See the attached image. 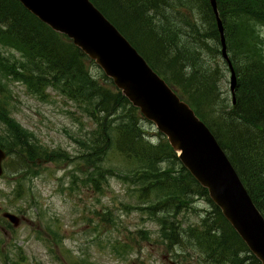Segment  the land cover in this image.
Listing matches in <instances>:
<instances>
[{
	"label": "trees",
	"instance_id": "16d2710c",
	"mask_svg": "<svg viewBox=\"0 0 264 264\" xmlns=\"http://www.w3.org/2000/svg\"><path fill=\"white\" fill-rule=\"evenodd\" d=\"M89 1L207 126L264 218V0H216L236 75L234 104L208 0ZM92 64L67 36L17 0H0V149L21 163L66 160L65 152L39 147L9 110L10 84L22 85L43 101L47 91L57 93L96 126L90 142L83 143L88 153L81 158L91 169L86 181L93 191L100 193L108 185L97 164L115 150L131 169L114 174L135 186L137 208L155 219L163 240L192 249L204 264H260L182 167L165 136L157 132L156 143L148 140L141 127L147 121L102 71L99 79L92 77ZM120 109L124 114L115 116ZM195 197L207 201L209 210L183 228L180 218L193 208Z\"/></svg>",
	"mask_w": 264,
	"mask_h": 264
},
{
	"label": "rangeland",
	"instance_id": "374dc122",
	"mask_svg": "<svg viewBox=\"0 0 264 264\" xmlns=\"http://www.w3.org/2000/svg\"><path fill=\"white\" fill-rule=\"evenodd\" d=\"M260 33L264 43V28ZM90 71L99 79L100 69L92 64ZM10 88V116L43 150L67 155L66 160L40 164L22 165L14 155L3 162L0 264H204L192 249L163 240L155 219L139 210L135 186L118 174L131 165L115 150L97 164L108 185L100 193L93 191L86 181L91 169L81 158L88 153L83 143L90 142L96 126L74 104L51 91L43 101L28 95L22 85ZM117 114L124 113L120 109ZM141 127L152 143L159 140L153 124L143 122ZM192 202L193 208L180 218L183 228L198 223L209 210L204 199ZM6 211L19 219L16 228L1 218Z\"/></svg>",
	"mask_w": 264,
	"mask_h": 264
},
{
	"label": "water",
	"instance_id": "95a60500",
	"mask_svg": "<svg viewBox=\"0 0 264 264\" xmlns=\"http://www.w3.org/2000/svg\"><path fill=\"white\" fill-rule=\"evenodd\" d=\"M40 22L67 36L74 47L101 69L122 95L153 123L177 153L183 168L207 190L226 221L239 235L253 256L264 264V220L242 186L233 166L208 128L193 110L180 100L165 81L108 22L89 0H17ZM216 18L222 59L227 63L232 93L235 74L225 52L221 20L216 0H209ZM5 153L0 150V175ZM14 227L16 217L4 213Z\"/></svg>",
	"mask_w": 264,
	"mask_h": 264
}]
</instances>
